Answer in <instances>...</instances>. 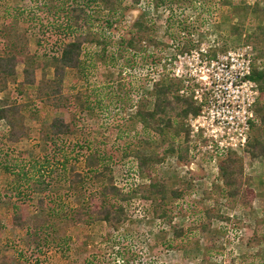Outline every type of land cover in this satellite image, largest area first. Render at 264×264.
<instances>
[{"label":"rangeland","instance_id":"obj_1","mask_svg":"<svg viewBox=\"0 0 264 264\" xmlns=\"http://www.w3.org/2000/svg\"><path fill=\"white\" fill-rule=\"evenodd\" d=\"M43 1L0 0V55L6 54L14 44L8 33V25L13 23L14 17L2 16L3 11L8 10L13 15L17 13V8L26 7L34 11L33 16L46 23V12L38 9ZM227 1L228 3L224 0L173 2L157 10L146 8L147 5L142 4L128 12L126 20L116 29H104L106 37L109 34L113 37L122 34L128 38L131 20L145 11L152 18L155 38L159 43L157 46L144 48L142 54H152L147 57L148 63L144 62L145 64H141L140 60L131 63L130 51L121 48L124 55L121 64L124 65L125 59H128L127 66L122 69L109 64L108 67L100 66L87 78L68 69L63 75L60 74L63 77L62 94L69 98L75 90L82 93L88 90L93 101L91 110L80 109L77 101L73 102L71 98L64 102L62 98L59 99L60 102H45L36 91V84L41 81L43 70L37 68L34 79L29 78L28 82H24V63L17 59L15 75L0 89V98L18 106L22 111L28 134L19 141L8 142L5 149H8L10 161H21V166L36 156H41L40 163L45 164L46 157L51 163L47 166L43 164V173H40L42 176L34 178V181L42 180L44 183L39 185L41 190L33 195L29 206H21L22 214L25 216L29 212L33 213V206L42 197L50 199L45 204L54 208H59L58 203H66L69 208L76 205L75 201L80 194L76 188H68L67 181L72 174L70 166H73L74 171L84 169L88 154L86 147L91 141L96 142V147L99 146L109 155L111 169L108 174L111 175V183L123 192L134 189L135 184L142 190L151 180L158 179L169 180L170 187L181 189L182 196L171 199L167 207L172 223L182 227L185 235L172 239L169 222L160 219L161 223L157 222L150 203L142 198L143 192H140L130 194L129 200L120 202L125 207L129 220L117 231L107 235L100 223L70 226L65 231L71 238L70 248L65 251L56 246H43L35 240L28 243L24 229L13 227L9 221L15 198L10 199L8 187H0V256H7L8 264H200L202 252L209 246L222 253L219 258L211 256L209 262H264V239L260 236L264 232V156L251 158L246 153L235 154L237 165L243 169V186L239 200L233 203L224 196L220 169H214L209 164L205 166L208 162L205 155H200L195 150L189 152L188 136L185 142L181 141L183 133L179 138L172 139L176 125L155 135L152 134V129L145 130L137 119L132 118L138 108L137 103L141 97L146 96L144 91L149 89L148 83L144 84V79L151 83L158 79L161 71H169L176 55L184 52L180 48L186 43H193L191 48L198 49L201 43L209 45L210 39L215 36L218 42L215 41L217 44L209 48L212 53L249 44L254 50V64L258 70L264 68L263 34H255L256 28L264 25V0ZM182 19L187 29L177 30V21ZM30 24L28 26L29 23H21L18 29L26 35L29 55L33 58L39 56L42 61L49 60L44 71L47 76L56 77L53 68L55 61L50 57L59 55V42L63 39V34L54 32L51 27L41 26L40 30L39 25L32 22ZM38 37L41 39L39 44L36 43ZM87 47L91 50L97 48L94 43ZM259 100L264 105V94ZM55 116L64 117L71 123L74 131L56 140L54 144L50 140L44 144L40 139V125L49 123ZM185 119L184 127L187 130ZM6 128L0 120V131L4 132ZM257 135L264 141V129L260 127L259 130H251L249 142ZM147 137L151 139L150 145L145 143ZM171 140L176 147L179 145L177 148L183 149L176 148L177 151L166 154L159 163L151 165L148 175L139 172L138 156L160 154ZM64 153L68 157L66 169L61 165ZM0 181L9 183L20 179L11 174L0 173ZM85 186V192L80 197L92 194L97 198V185L91 183ZM207 212L213 218L210 219ZM201 223L209 226L208 231L203 230ZM222 224L227 226L228 232L219 235L215 230ZM253 236H258V240H252ZM257 251L262 253L261 262L255 256Z\"/></svg>","mask_w":264,"mask_h":264},{"label":"trees","instance_id":"obj_2","mask_svg":"<svg viewBox=\"0 0 264 264\" xmlns=\"http://www.w3.org/2000/svg\"><path fill=\"white\" fill-rule=\"evenodd\" d=\"M182 1L195 2L196 0H44L38 9L46 12V23L40 20L39 17L33 16L32 14H35L34 11L26 7L17 8V13L13 15L8 10L3 11L2 16L14 17L13 23L10 22V25H8V33L14 44L6 54L0 55V89L4 88L7 81L15 75L14 68L17 59H21L24 63L22 70L24 82H28L29 78L34 79L37 68L43 70L41 81L39 80L36 84V91L45 102H55L61 98L64 102V100L71 98L73 102L77 101L76 104L80 109L91 110L93 101L89 97L88 90L83 93L75 90L69 98L62 94V75L65 70L68 69L77 75L87 78L100 66L108 67L109 64L120 66L122 69L127 66L128 59H125L124 65L121 64V60L124 57L121 48L130 51L131 63H136L139 60L141 64L148 63L147 57L152 56V54L147 56L142 54L145 50L144 48L152 45L157 46L159 42L155 38L154 33L156 31L152 18L145 11L140 12L131 20L130 31L127 33L128 38L122 34L118 37H113V35L109 34L110 31L108 32L109 36L106 37L103 34L104 29H116L119 24L126 20L128 12L142 4H146V8L157 10L163 5L166 6L173 2ZM224 2L228 3L227 0H224ZM30 22L39 25V29L41 26L51 27L54 32L63 34V39L59 42V55L50 57L55 61L53 68L56 77L53 75L47 76L44 71V67L49 60L45 59L42 61L39 56H34L33 58L29 55L25 39L26 35L18 31V29L21 23H29L28 26H30ZM177 22V30L187 29L184 19ZM256 32L255 34L259 32L263 34L261 39L264 42V25L258 26ZM36 43H41L40 37L36 38ZM92 43L97 47L95 50L87 47L88 44ZM192 46L193 43H186L181 46L180 51L188 50ZM106 74L108 75V69ZM159 75L158 79L151 83H149V80L144 79V84L148 83L149 89L144 91L146 96L141 97V100L137 103L138 108L132 118L137 119L145 130L152 129V134L155 135L162 134L165 129L176 125L172 139L179 138L181 133H183L181 141L185 142L188 130L184 127V119L188 114L198 112V107L192 98L179 94V82L171 77L167 71H161ZM250 77L258 85L260 99L264 94V68L258 70L256 65H254ZM259 99L254 105L256 117L251 123V130L256 128L259 130L260 127L264 129V105L260 103ZM14 106L0 98V120L7 127L6 131H0V173L17 176L20 181H11L9 183L3 181L4 184L0 181V187H8L11 192L9 194L10 199L15 198L16 201L12 203L13 210L9 221L13 227L24 229L28 243L35 240L43 246H56L65 251L70 248L69 242L71 238L65 234L66 229L70 226H91L95 223H100L107 235L110 232L117 231L129 220L125 207L120 202L129 200L130 194L136 195L140 192H143L142 198L150 203L153 216L163 222H169L172 239H179L185 235L182 227L172 223V216L170 215L169 207H167L171 199L182 196V190L170 187L169 180L158 179L151 180L142 190L137 188L136 185L134 189L123 192L111 183L112 178L108 174L111 169L109 166L111 162L109 155L103 149H100L99 146L96 147V142L91 141L87 143L88 154L84 169L82 171H74L73 166H70L72 174L67 183L68 188L70 190L76 188L80 196L83 191L85 192L86 184L94 183V185H97V198L93 197L92 194H88V197L85 198L77 196L76 205L72 208H69L66 203H58L59 208H54L45 204L50 199L46 200V197H42L38 198V202L36 201L37 203L33 206L35 211L33 213L29 212L24 216L21 206H29L33 200V195L41 190L39 185L44 183L42 180L34 181L36 176H42L40 173H43L41 167H43L44 163H40L39 158L41 156L32 157L31 161L25 162L22 166L20 164L21 161L18 162L15 159L13 163L10 161L8 149H5V146H8V142L19 141L28 134V127L24 123V115L18 109V106ZM73 131L71 123L62 116L53 117L47 124L42 123L39 129L40 139L44 144L45 141L48 142L49 140L50 143L54 144L56 140L71 134ZM258 135L252 141H248L249 143L244 152L251 158L264 156V141ZM150 140V137L145 139L146 145H150ZM177 147L171 140L167 142V147L160 154L152 153L151 155L138 156L137 168L139 172L148 175L147 172L151 165L159 163L166 154H172L177 149H183ZM185 151L187 150L185 149ZM63 157L61 165L66 169L68 157L65 153ZM44 162L46 166L51 164L48 162L47 157ZM237 163V157L234 153H228L219 161V177L223 186L222 190L225 198L233 203L239 200L243 186L241 181L243 169ZM71 194L73 195V193ZM207 216L210 219L213 218L209 213ZM216 216L224 219L220 215ZM200 225L203 230L208 231L209 226L207 224L201 223ZM226 229L227 226L222 224L215 232L219 235L226 234L228 232ZM56 232L60 234H56ZM260 236L264 239V232ZM257 238L258 236H253L252 240H258ZM168 246H170V243H168ZM213 255L215 258H219L222 253L219 250H213L211 246L207 247L202 252L200 264H204V262L207 264H220L218 262H209ZM255 256L259 257L260 262L263 260L261 259V251H257ZM8 263L7 256H0V264ZM260 264H264V262Z\"/></svg>","mask_w":264,"mask_h":264},{"label":"built area","instance_id":"obj_3","mask_svg":"<svg viewBox=\"0 0 264 264\" xmlns=\"http://www.w3.org/2000/svg\"><path fill=\"white\" fill-rule=\"evenodd\" d=\"M216 38L209 45L201 43L198 49L177 54L167 72L180 82L179 94L192 98L198 107L185 119L189 152L205 155V166L219 169L220 159L247 148L260 90L250 77L255 65L253 47L240 44L212 53L209 48L217 44Z\"/></svg>","mask_w":264,"mask_h":264}]
</instances>
